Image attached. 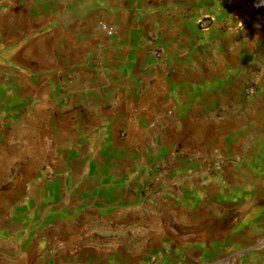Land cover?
I'll use <instances>...</instances> for the list:
<instances>
[{
    "label": "crops",
    "instance_id": "obj_1",
    "mask_svg": "<svg viewBox=\"0 0 264 264\" xmlns=\"http://www.w3.org/2000/svg\"><path fill=\"white\" fill-rule=\"evenodd\" d=\"M0 264H264V0H0Z\"/></svg>",
    "mask_w": 264,
    "mask_h": 264
},
{
    "label": "built area",
    "instance_id": "obj_2",
    "mask_svg": "<svg viewBox=\"0 0 264 264\" xmlns=\"http://www.w3.org/2000/svg\"><path fill=\"white\" fill-rule=\"evenodd\" d=\"M102 26H103L104 29H108L109 34H111V35L113 34V30H112V29H109L106 25H102ZM200 26H201L202 29H207V28L209 27V25H207L206 22H205L204 20H202V21L200 22ZM255 92H256V90L254 89V87H251V88H249V90H248V94H249L250 96L254 95Z\"/></svg>",
    "mask_w": 264,
    "mask_h": 264
}]
</instances>
